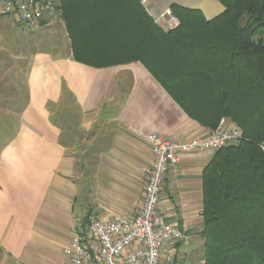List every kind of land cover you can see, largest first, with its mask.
Masks as SVG:
<instances>
[{"label":"crops","instance_id":"1","mask_svg":"<svg viewBox=\"0 0 264 264\" xmlns=\"http://www.w3.org/2000/svg\"><path fill=\"white\" fill-rule=\"evenodd\" d=\"M172 3L197 8L206 19L224 9L217 0H145L144 6L167 29L160 14ZM18 92H0V110L9 105L14 112L7 120L12 131L0 130V264H68L63 247L84 231L87 215L138 213L153 154L132 129L180 140L209 132L139 62L94 68L72 60L70 50L39 53L19 108L12 106ZM213 154L184 151L164 174L158 212L186 234L172 264H202L201 175Z\"/></svg>","mask_w":264,"mask_h":264},{"label":"trees","instance_id":"2","mask_svg":"<svg viewBox=\"0 0 264 264\" xmlns=\"http://www.w3.org/2000/svg\"><path fill=\"white\" fill-rule=\"evenodd\" d=\"M52 1L72 60L139 62L188 117L240 130L202 171V264H264V0H217L211 19L172 3L167 29L141 0Z\"/></svg>","mask_w":264,"mask_h":264},{"label":"built area","instance_id":"3","mask_svg":"<svg viewBox=\"0 0 264 264\" xmlns=\"http://www.w3.org/2000/svg\"><path fill=\"white\" fill-rule=\"evenodd\" d=\"M144 4L145 0H141ZM52 0H0V15L14 16L27 28L38 27L43 16L53 11ZM169 28L177 25L169 10ZM151 148L153 161L147 171L143 199L134 216L106 220L87 216L84 231L75 233L63 247L68 264H172L178 243L186 240L185 230L165 220L158 212L164 174L187 150L217 149L240 140L235 126H219L205 136L188 140L164 138L157 133L132 129Z\"/></svg>","mask_w":264,"mask_h":264},{"label":"rangeland","instance_id":"4","mask_svg":"<svg viewBox=\"0 0 264 264\" xmlns=\"http://www.w3.org/2000/svg\"><path fill=\"white\" fill-rule=\"evenodd\" d=\"M166 10L170 11L169 8ZM43 21L45 24L42 26L27 28L14 16L0 15V92L4 97H10L13 89L18 87V101L12 105L18 108L25 93L26 74L35 55L65 54L69 50L66 31L58 13L46 14ZM15 84L17 86H13ZM5 107L0 110V123L3 125L0 130L10 133L13 127L7 126V120H13L14 112L9 105Z\"/></svg>","mask_w":264,"mask_h":264}]
</instances>
